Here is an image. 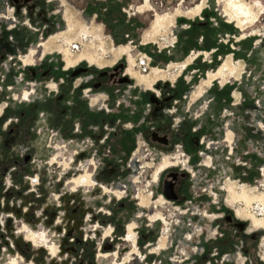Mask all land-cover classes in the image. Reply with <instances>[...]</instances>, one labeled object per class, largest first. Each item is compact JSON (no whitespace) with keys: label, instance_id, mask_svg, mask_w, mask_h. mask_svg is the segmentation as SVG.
I'll use <instances>...</instances> for the list:
<instances>
[{"label":"rangeland","instance_id":"1","mask_svg":"<svg viewBox=\"0 0 264 264\" xmlns=\"http://www.w3.org/2000/svg\"><path fill=\"white\" fill-rule=\"evenodd\" d=\"M151 1L157 3L154 12L131 15L123 9L129 11L138 0H0V264L12 259L19 264H113L111 254L98 252L108 225L99 219L109 205L115 217L123 218L119 226L136 223L139 246L151 243L144 252L154 249L160 227L158 222L150 227L148 217L165 214L178 222L171 232L173 246L147 256L158 264H169L178 241L189 263L193 258L198 263L217 246L252 253L264 245V228L250 233L251 219L228 192L235 185L253 195L264 193V0H242L260 12L256 19L252 13L241 19H255L244 32L225 13L229 0ZM197 6H202L199 14H188ZM10 13L14 26L3 19ZM159 19L161 26L155 24ZM124 35L133 43L126 45ZM171 36L176 42L165 48L162 40ZM75 41L83 46L70 53ZM31 48L41 50L34 66L20 59ZM140 54L151 57L147 73L136 67ZM178 63L190 64L178 72ZM223 65L236 69L226 80L208 84L209 75ZM32 89L29 102L20 99ZM230 135L229 144L224 140ZM57 145L64 150L58 161L66 158L69 170L51 166ZM179 153L188 158L187 166L172 159ZM137 157L143 164L135 163ZM164 158L172 166L150 188L158 208L150 206L146 192L147 205L137 207L135 195L147 191L145 182L151 176L155 180ZM147 162L152 165L141 172ZM85 171L93 175L95 191L82 188L72 197L69 183ZM174 172L179 200H162ZM36 177L39 185L33 187ZM122 185L127 190L120 201L115 192ZM240 221L243 230L234 227ZM27 234L37 236L42 248L25 240ZM50 242L58 246L54 257L46 248ZM196 242L199 251L192 254ZM122 244L114 240L110 250Z\"/></svg>","mask_w":264,"mask_h":264},{"label":"built area","instance_id":"2","mask_svg":"<svg viewBox=\"0 0 264 264\" xmlns=\"http://www.w3.org/2000/svg\"><path fill=\"white\" fill-rule=\"evenodd\" d=\"M52 1H54V0H52ZM138 1H139L138 4L128 7L129 11L123 9V12L126 11L125 13H128V14L130 13L131 15H135V14H143L145 12H154L155 11L154 7L157 5L156 2L153 3L151 0H138ZM146 4L149 5V7L143 9V12H139L138 8L143 7ZM8 8H9V6H8ZM9 10H10V12H12L11 11V10H13L12 7ZM10 14H11V17L8 20L11 21V23H10L11 26H14L16 23V19L13 17L12 13H10ZM25 25H27V24H25ZM128 38H129L128 35L123 36V41H125L127 43L126 45H130L133 43V40H131V39L126 41V39H128ZM162 41H163L164 45L167 46L165 48H169L175 44L176 37L175 36H174V38L172 36H171V38L167 37L166 39H164ZM112 45H114L113 39H112ZM82 46L83 45L79 41H75V42H73V44L71 46V49H72L71 51H73L75 53L80 49V47L82 48ZM136 62H137L136 67L141 73H147L149 71L150 64H151V57L150 56H148L147 54H143V55L140 54V56H139V58H137ZM155 96L157 97L158 95H155ZM101 105L103 108L104 105L103 104H101ZM104 108H106V107H104ZM180 156L182 158H180ZM172 159L179 160L180 162H182L186 166L189 162L188 158L183 153H179V154L175 155L174 157H172ZM137 162L140 165L142 163L141 159H139L138 157H137L135 163H137ZM147 164H148V167L150 165H152V164H149V162H147L146 165H143V166H147ZM143 166H140V168H139V170H142L141 172H143L146 168ZM137 169H138V167H137ZM149 180H151V178ZM148 181L145 182V184H146L145 188L147 189L146 193L150 196V200H151L150 206L153 209H157L158 207L156 206L155 200H153L154 199L153 198V192L150 190L151 186L155 185L156 183L152 182L150 185H147ZM101 188H103V187L101 186ZM261 188H262V186H261ZM125 190H127V187L125 185L118 187V193L120 194V196L117 197V198H119L118 200L121 201V199H123V195L126 193ZM113 194L114 193L111 191V189H110V193H107V195H109V196H114ZM134 198H135L134 199L135 205L137 207H140V203H139L137 196L135 195ZM111 200L112 199L110 198L109 201H111ZM165 204L170 207V205L168 203H165ZM158 206H161V205H158ZM108 207H109L108 210L102 211L103 222L108 223V225H107V228H105V230H107V233L103 236V240L101 241V244L98 248V252H100V251L104 252L105 256H110V254H111L113 264H115V263H119V264H158V263H156L155 260H151L150 258L147 259V256L152 255V254L156 255L157 252H159V251L161 252V250L164 251L167 248L171 247V245L173 243V240L171 239V236H172L171 232L175 226H178V222L177 223L172 222L170 220V218H168L165 214L162 215L163 219H166L165 222L159 218L155 219L154 221H151L148 217L147 223L150 227H152V224H154L156 222L159 223L160 227L158 230V238L156 239L155 244L153 246L154 249H152V251L148 250L147 252H144V251H141V249L145 250L146 248L151 247V243L144 242L143 244H141L139 246L136 231L134 232V241L127 240L126 239L127 238L126 230H127V226L130 223L127 225L125 223H122L121 226H119V225H116L115 223L109 221L108 219L112 216V213L115 210V208L110 206V205ZM166 210L169 211L168 208H166ZM176 211H177V215L183 217L182 216V212H184L183 210L177 209ZM141 216H143L142 213L140 215L138 214V216L135 215V218L139 219ZM98 226H99V224H97V227ZM253 228L254 229L250 230V233H255L256 229H258L255 227H253ZM116 229H117V231H116ZM134 229L136 230V225H135ZM134 229H133V231H134ZM120 230H123V231H120ZM199 234H201V233H199ZM193 235H194V233L185 235V237H184L185 238L184 239L185 244L184 245H187L189 243L191 236H193ZM161 237L165 238L163 247L158 246V243L160 242ZM114 240H116V241L120 240L121 242H123V244L120 247L117 246L114 250H110V248L112 246L110 244H112L114 242ZM127 244H130L129 248L126 247ZM179 244H180V241H178V243L176 244V251L179 253H182L184 255H180L179 253L175 252L176 254L171 258V260H169V264H191V263H189L188 254L185 255V253H183V252H186L184 246H182V248H179ZM105 245H108L109 249H106ZM256 249H258V250L254 251L252 253H249L246 250H244V252L243 251L241 252L238 250L227 249L226 247H221V246L213 247L212 249H210L207 252L206 256L202 257V259L200 261H198L197 264H264V245H261L260 247L257 246ZM191 251H192V254L197 253L199 251V246H198L197 242L195 245H193L191 247ZM101 255H102V253L99 255L97 254V256L99 258L102 257ZM187 261H188V263H187Z\"/></svg>","mask_w":264,"mask_h":264},{"label":"bare ground","instance_id":"3","mask_svg":"<svg viewBox=\"0 0 264 264\" xmlns=\"http://www.w3.org/2000/svg\"><path fill=\"white\" fill-rule=\"evenodd\" d=\"M142 9L143 7H139L138 9ZM226 14L228 15V17L230 18V21H232V22H237L238 23V25H239V27H240V31L241 32H244L245 31V28H247V27H249V26H251L255 21V19L257 18V16H258V14L260 13V12H254V9H253V7H251L250 5H248V4H246L245 2H243L242 0H229V2L227 3V5H226ZM144 9V8H143ZM199 10V9H198ZM196 12L197 11H194V12H192L190 15H194V14H196ZM252 13V15L255 17V19H253V22L251 21H249L247 24H245V23H243L242 22V17H249V15ZM3 17H5V16H3ZM6 19L7 18H9V17H5ZM155 24L156 25H158V26H161L162 24H164V20L163 19H159V20H157L156 22H155ZM84 28V29H83ZM83 28L82 27H80L79 29H81V32H83L84 33V36H85V34H86V32H87V30L88 29H86V27H84L83 26ZM166 28V27H165ZM83 29V30H82ZM89 33V32H88ZM90 35L92 34V32L91 33H89ZM87 37V36H86ZM57 39V38H56ZM89 40V39H88ZM93 40V39H92ZM91 41V40H90ZM96 41V40H95ZM47 44H48V42H46V43H41V44H39V47H46L47 46ZM70 45V44H69ZM68 50L70 51V53H72L73 51H71V49H69L68 48ZM37 52H39V51H36L35 49H33V48H31V49H29V52H28V54L23 58V57H21L20 59L23 61V63L25 64V65H32V66H34L35 64V56L37 55ZM43 52V51H42ZM43 54H44V52H43ZM43 58V56H42V54L40 55V57L39 58ZM192 62V61H191ZM174 64H176V63H174ZM180 64H182V63H180ZM179 63H178V66L175 68L178 72H183V70H185L187 67H188V65L190 64V63H188L187 65H180ZM170 65H172V64H170ZM169 65V66H170ZM169 66H168V69H167V71L166 70H164V71H166V72H168V70H169ZM235 69V67L234 66H231V70L230 69H227L224 65L222 66V68L217 72V73H215V74H210L209 75V81H208V84H210L212 81H214V80H218V78H224L223 80H226V78L228 77V75L229 74H231V72H233V70ZM161 70V69H160ZM163 70H161L160 72H162ZM159 80V79H158ZM173 81V80H172ZM166 83V82H165ZM164 83V84H165ZM199 87V86H198ZM197 87V88H198ZM196 91H197V89H196ZM154 92H156L155 90H154ZM157 93V92H156ZM157 95V94H156ZM29 97V93H27L25 90L22 92V94H21V98L20 99H24V100H26L27 98ZM196 99V98H195ZM3 110V109H2ZM0 113H1V111H0ZM227 139H228V141H227ZM231 140H232V135H230V137H227V138H225V142H227V143H231ZM230 148H231V146H230ZM232 152V148H231V151H230V153ZM51 163H52V161H51ZM54 163V162H53ZM172 163L169 161V158H164L163 159V162H162V164L160 165V168L161 169H159V171L157 170V172L159 173L160 172V170H162V169H164L165 168V166L166 165H168V166H172L171 165ZM68 165V162L65 160V163H64V166L66 167ZM157 173V174H158ZM76 180V181H75ZM94 184L95 183H93L92 181H91V176L88 174V173H83V174H80L79 175V177H77L76 179H72L71 181H70V183H69V185L71 186V193H77V191H79V190H82V188H87V189H95V186H94ZM263 184H264V182H263ZM97 189V188H96ZM88 190V191H89ZM106 191H104V193H110V191L108 190V189H105ZM237 190H239L240 191V193H238L236 190H235V185H229L228 186V191H229V193H230V196H231V199L232 200H234V201H237V202H241V203H243L244 205H245V210L244 211H249V209L251 208V207H253V206H257L258 207V211L257 212H261V213H263V217L261 218V219H259L258 220V218H257V216H256V214L254 215L253 213H251L250 214V211L249 212H246L244 215L246 216V217H249V219H251V221H253L254 222V224L257 226V227H260V226H263L264 227V193H262V194H260V195H253L252 194V192H247L244 188H242V190H241V188H239V189H237ZM95 191V190H94ZM258 191V190H257ZM87 193H89V192H87ZM86 194V193H85ZM89 194H91V193H89ZM117 194V196L119 197L120 196V194L118 193V192H115V195ZM87 195V194H86ZM93 195V194H92ZM89 200V199H88ZM92 200V199H91ZM164 200V199H163ZM162 201V200H161ZM232 202V201H231ZM93 203V202H92ZM147 203H148V201L147 200H142V204L144 205V206H146L147 205ZM243 212V211H242ZM253 212L254 213H256V210H253ZM244 213V212H243ZM247 213H248V215H247ZM159 216L160 215H158V214H155L154 215V218H159ZM212 217L213 216H215L214 214L213 215H211ZM259 217V216H258ZM160 219V218H159ZM151 220L153 221V220H155V219H153V217H151ZM84 224V223H83ZM68 225V224H67ZM78 225V224H77ZM135 225H136V223H134V222H132V223H130L128 226H127V230H126V232H127V240H129V241H134V231H133V229H134V227H135ZM48 227V226H47ZM255 227V226H254ZM37 236H33V235H25V240H27V241H31L34 245L33 246H35L36 248H42V246H40V244H39V241L37 240ZM161 239H163V238H161ZM52 241V240H51ZM158 246L159 247H162V246H164V240L163 241H161L160 240V243L158 244ZM57 247L58 246H56L55 245V243L54 242H50V245H47L46 244V248H47V251H50L51 253H50V255L52 256V257H54V256H56V253H57ZM44 250V249H43ZM38 251V250H37ZM103 256V255H102ZM53 260V259H52ZM51 262V261H50ZM9 264H19V262L16 260V259H12V261H10V263Z\"/></svg>","mask_w":264,"mask_h":264},{"label":"flooded vegetation","instance_id":"4","mask_svg":"<svg viewBox=\"0 0 264 264\" xmlns=\"http://www.w3.org/2000/svg\"><path fill=\"white\" fill-rule=\"evenodd\" d=\"M199 9V10H198ZM201 9H202V6H197L196 7V9H193V10H191L188 14H191L192 12H194V11H197L196 12V14H194V15H197V14H199L200 12H201ZM227 15V14H226ZM228 16V15H227ZM10 17H11V15L9 16V18H7V20L8 19H10ZM5 17H3V19H4ZM242 18H248V17H242ZM249 18H251L250 16H249ZM6 19V18H5ZM229 20H230V18H229ZM232 22V21H231ZM249 22V21H248ZM247 21L245 22V24H247L248 23ZM250 27V26H249ZM248 28V27H247ZM247 28H245V29H247ZM241 32V31H240ZM45 47V46H44ZM41 50H39V52H40ZM39 54V53H38ZM41 54H42V56H44V54H43V52H41ZM41 54H39V55H41ZM193 60V59H192ZM235 69H236V67H235ZM234 69V70H235ZM74 70V69H73ZM118 68L115 70V71H113L114 73H111L112 75H111V77L112 78H115L114 76L115 75H117L116 73L118 72ZM234 70H233V72H234ZM82 71V69L81 68H79V69H75L72 73H76V74H78V72H81ZM218 72V71H217ZM233 72H231V74L233 73ZM105 73H106V71H103V72H101V75H100V77H102V76H104L105 75ZM132 77V76H131ZM116 78H118V79H121V78H119V75L116 77ZM134 78H136V77H134ZM127 80H129L128 78H126ZM122 80V79H121ZM204 86V85H203ZM203 86L201 85V87L199 88V91L200 90H202V92H203ZM206 86V85H205ZM27 93H29V97L26 99V100H24L23 98L21 99V100H23V101H26V102H29L30 101V99H31V95L34 93V90L32 89V90H25ZM156 93V92H155ZM197 93H198V91L196 92V93H194L193 94V98H195L196 97V95H197ZM196 98H198V97H196ZM158 138V137H157ZM55 151H56V154L54 155V154H52L54 157L52 158V162H54V163H51V166L54 164H58L59 165V167H63V169L65 170L66 168V170H69V168H71L70 167V164L68 163V165L65 167L64 166V163H65V160H66V158L65 159H63V160H60V161H58V158H59V156L63 153V151L64 150H62V148H61V146H59V145H57L56 147H55ZM73 156V155H72ZM139 159H141V157H138ZM170 159V158H169ZM210 165H211V161H210ZM145 167H148V164H147V166H145ZM168 165H166L165 166V168L164 169H162L157 175H156V178H155V180H150V181H148L147 183V185H150L152 182H155V183H159V181H160V178H161V176L165 173V171L166 170H168ZM83 173H88V171H85V172H83ZM89 174V173H88ZM90 175V174H89ZM91 176V181L93 182V183H95L94 184V186H97V183L94 181V179H93V175H90ZM177 173H170V177H171V179H172V181H170V182H166L165 183V185H166V188H165V190H163L161 193V196L159 197L160 199H168V200H172V201H178L179 200V196H178V194H176V183H177V180H178V178H177ZM77 177H79V176H77ZM183 177H184V175H183ZM32 179V178H31ZM73 179H76V178H73ZM151 179H154V178H152V176H151ZM173 180H175V181H173ZM76 181V180H75ZM31 183H32V185H33V187H35V186H37V185H39V179L36 177V179L35 180H31ZM182 184V182H180V184L179 185H181ZM103 188H102V190L104 189V186H102ZM101 188V187H100ZM236 190V189H235ZM242 190V189H241ZM112 191V190H111ZM238 193H240V191L239 190H236ZM138 192H141V193H138V195H137V198H138V200H141V202H140V206H142L143 204H142V198H143V195L145 194V192H146V190L144 191V193H143V190L141 191L140 189L138 190ZM229 192V191H228ZM137 193V192H136ZM72 197H77L79 194H81V190H79V191H77V193H69ZM230 194V193H229ZM149 196V195H148ZM149 201H150V196H149ZM231 201H232V203L233 204H240V205H242L244 208H242L241 210L244 212V213H246V212H249L250 211V214L251 213H253V210H256V212L259 210L258 209V207L257 206H253V207H251L250 209H249V211H244L245 210V205L243 204V203H241V202H237V201H234V200H232L231 199ZM157 202V201H156ZM155 202V203H156ZM165 204V203H164ZM144 206V205H143ZM149 206V205H148ZM157 206V205H156ZM187 209H189V207L187 208ZM239 209L237 210V212L239 213ZM115 210L113 211V213H112V216L108 219L109 221H111V222H113V223H115V224H117L118 225V222H120L121 220H123V218H119V216L118 217H115ZM254 215H255V213H253ZM236 215V214H235ZM247 215H248V213H247ZM237 216V215H236ZM115 218H117V219H115ZM246 218H248L249 219V217H246ZM153 219H156V218H153ZM161 220H163L164 222L166 221V219H163V218H160ZM99 220H101V222H103V219L102 218H100ZM150 220H151V217H150ZM259 220V219H258ZM152 221V220H151ZM154 221V220H153ZM227 221L228 222H232V220L230 219V217L229 216H227ZM233 223V222H232ZM252 223H253V225L255 226V227H257L255 224H254V222L252 221ZM157 224V222L156 223H154V224H152L153 226V228H154V226ZM234 227H239L241 230H243L244 229V223H242V221H240V222H234ZM257 228H264L263 226H260V227H257ZM141 244V243H140ZM106 249H108L107 247H105Z\"/></svg>","mask_w":264,"mask_h":264},{"label":"crops","instance_id":"5","mask_svg":"<svg viewBox=\"0 0 264 264\" xmlns=\"http://www.w3.org/2000/svg\"><path fill=\"white\" fill-rule=\"evenodd\" d=\"M203 10H205V8H204ZM124 45H125V44H124ZM200 249H201V250H200L199 254H200V253H201V254H204L205 251H206V249L204 250V247H202V246H200ZM203 252H204V253H203ZM196 259H198L197 256H196ZM194 260H195L194 258H193V260H190V263H191V264H196L197 262H195Z\"/></svg>","mask_w":264,"mask_h":264}]
</instances>
